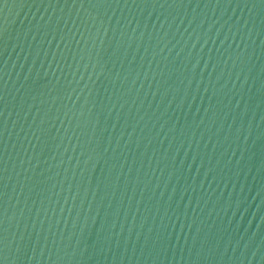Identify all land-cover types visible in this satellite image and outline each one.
<instances>
[{
  "label": "water",
  "instance_id": "1",
  "mask_svg": "<svg viewBox=\"0 0 264 264\" xmlns=\"http://www.w3.org/2000/svg\"><path fill=\"white\" fill-rule=\"evenodd\" d=\"M0 264H264V0H0Z\"/></svg>",
  "mask_w": 264,
  "mask_h": 264
}]
</instances>
